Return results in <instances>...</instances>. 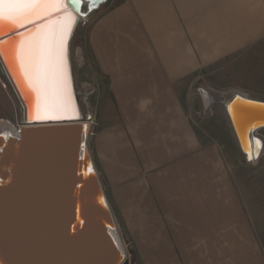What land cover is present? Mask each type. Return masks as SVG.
<instances>
[{
    "label": "crops",
    "instance_id": "obj_1",
    "mask_svg": "<svg viewBox=\"0 0 264 264\" xmlns=\"http://www.w3.org/2000/svg\"><path fill=\"white\" fill-rule=\"evenodd\" d=\"M259 54L264 0H121L91 26L83 65L103 95L91 152L137 264H264L222 150L202 142L180 92ZM216 89L198 90L206 111Z\"/></svg>",
    "mask_w": 264,
    "mask_h": 264
},
{
    "label": "water",
    "instance_id": "obj_2",
    "mask_svg": "<svg viewBox=\"0 0 264 264\" xmlns=\"http://www.w3.org/2000/svg\"><path fill=\"white\" fill-rule=\"evenodd\" d=\"M109 1L69 0L66 9L54 14L72 12L76 17L68 40L67 69L72 100L80 112L84 95L75 90L70 44L79 24ZM32 27L4 29L0 43L9 50L18 33ZM0 74L19 106L22 122L15 134L0 131V264H136V252L122 232L128 245L124 249L94 164L92 118L29 120L33 96L28 90L25 94L22 80L5 58H0ZM220 96L247 162L258 161L264 152V139L258 134L264 129V101L240 91Z\"/></svg>",
    "mask_w": 264,
    "mask_h": 264
},
{
    "label": "rangeland",
    "instance_id": "obj_3",
    "mask_svg": "<svg viewBox=\"0 0 264 264\" xmlns=\"http://www.w3.org/2000/svg\"><path fill=\"white\" fill-rule=\"evenodd\" d=\"M120 1L110 0L102 9L80 23L70 44V61L74 72L75 90L84 95L80 101L82 116L84 120L91 117L93 127L94 121L99 118L103 109V95L94 76V67L89 63L83 65L85 56L82 53L87 47V35L94 21ZM233 59L225 62L226 64L210 68L193 83L185 82L183 88H180V92L188 102L189 111L202 142L217 143L220 146L240 197L251 216L258 238L264 248V152L258 161L247 162L226 113L225 98L220 96L241 88V91L245 92L242 93L250 98L264 101V54L250 57L245 60L244 64L241 61L235 66L231 64ZM225 65L228 66L226 71ZM208 86L217 87L216 90L220 92H216L218 103L206 111L198 90ZM0 120L9 121L16 130L22 127L19 106L1 74ZM258 134L264 139V129ZM92 136L93 128L90 134L91 141ZM116 223L124 249L128 250V245L122 238L124 230L117 221Z\"/></svg>",
    "mask_w": 264,
    "mask_h": 264
},
{
    "label": "snow or ice",
    "instance_id": "obj_4",
    "mask_svg": "<svg viewBox=\"0 0 264 264\" xmlns=\"http://www.w3.org/2000/svg\"><path fill=\"white\" fill-rule=\"evenodd\" d=\"M69 0H0V31L34 27L19 32L9 50L0 43L16 78L32 94L36 119L51 113L73 111L67 69V46L76 17L72 12L54 16L68 7ZM43 23L37 21L45 20ZM43 113V115H41ZM260 147V141H256ZM259 154V152H257ZM248 158L252 159L251 152Z\"/></svg>",
    "mask_w": 264,
    "mask_h": 264
},
{
    "label": "bare ground",
    "instance_id": "obj_5",
    "mask_svg": "<svg viewBox=\"0 0 264 264\" xmlns=\"http://www.w3.org/2000/svg\"><path fill=\"white\" fill-rule=\"evenodd\" d=\"M204 90H206V89H204ZM24 92H25L26 95L28 94L27 88H26L25 85H24ZM204 92H205V95H206L205 97H207V99H206V103L207 104L206 105L208 106L209 104H211L212 99L209 98L210 95H209V93L207 91H204ZM213 93L217 94L215 92H213ZM29 94H31V93L29 92ZM72 108L74 109L73 111H69L67 113H51V117L52 118H41V119H74V118H82V111L80 112V109L77 108V106L74 104L73 100H72ZM32 109L31 110L33 112L32 113L33 115L32 114L30 115L29 120L30 119H33V120L36 119L35 118L36 117V113L34 111V108H32ZM41 115H43V113ZM0 131L5 132L6 133L5 135H8L10 133L11 134H15L16 133V129H15L14 125L12 123H10L9 121H4V120H0ZM247 149L249 150V148H247ZM249 152H250V150H249ZM114 237L117 240V236L115 234H114Z\"/></svg>",
    "mask_w": 264,
    "mask_h": 264
}]
</instances>
